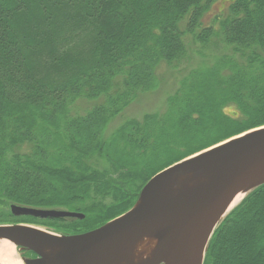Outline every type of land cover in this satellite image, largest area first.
<instances>
[{"label": "trees", "instance_id": "obj_1", "mask_svg": "<svg viewBox=\"0 0 264 264\" xmlns=\"http://www.w3.org/2000/svg\"><path fill=\"white\" fill-rule=\"evenodd\" d=\"M218 1L0 0V225L89 232L156 173L264 126V0H230L203 26ZM192 46L212 63L189 70L162 111L107 133ZM10 204L84 218L14 217ZM203 264H264V185L218 225Z\"/></svg>", "mask_w": 264, "mask_h": 264}, {"label": "water", "instance_id": "obj_2", "mask_svg": "<svg viewBox=\"0 0 264 264\" xmlns=\"http://www.w3.org/2000/svg\"><path fill=\"white\" fill-rule=\"evenodd\" d=\"M196 179L200 182L193 184ZM185 181L180 184L179 181ZM264 185V126L189 156L151 177L133 207L86 233L61 236L24 224L0 225V241L34 254L23 264H203L211 237L239 193ZM242 197V199H243ZM14 217L77 219L57 209L9 205ZM150 255L130 258L143 238Z\"/></svg>", "mask_w": 264, "mask_h": 264}, {"label": "rangeland", "instance_id": "obj_3", "mask_svg": "<svg viewBox=\"0 0 264 264\" xmlns=\"http://www.w3.org/2000/svg\"><path fill=\"white\" fill-rule=\"evenodd\" d=\"M230 0H220L216 2L209 11L202 18L203 26H216L213 20L216 18L224 17L227 13ZM193 52L191 54V61L188 65L182 66L180 69L171 70L165 66H161L157 71V75L160 79V84L154 91L139 96L136 101H134L125 111L115 120L112 121L108 127L107 133H110L113 129L118 127L123 121L128 119H140L144 114H151L160 112L164 109L166 98L171 95L178 87L179 80L186 75V73L194 68L208 66L212 63L214 59L215 52L208 51L206 49H200L199 46L191 47ZM226 52V51H224ZM201 53V55L199 54ZM82 109L89 107V104H80ZM227 111H232V109H227ZM40 228L44 231L50 232L41 226L31 225ZM53 232V231H51ZM14 247L13 257L15 260L21 261V254L17 247ZM2 264V263H0Z\"/></svg>", "mask_w": 264, "mask_h": 264}, {"label": "bare ground", "instance_id": "obj_4", "mask_svg": "<svg viewBox=\"0 0 264 264\" xmlns=\"http://www.w3.org/2000/svg\"><path fill=\"white\" fill-rule=\"evenodd\" d=\"M195 182L190 184L191 186L195 183L200 182V179L194 180ZM180 184H185V181L181 180L179 181ZM244 196V193H239L235 199L233 200L231 204V208L235 205H237L242 197ZM155 242L147 237L141 239L137 244L135 245L132 253L130 254V258L136 263L144 258L148 257L153 250ZM14 253V247L12 244L0 241V263L2 264H21L20 261L15 260L13 257Z\"/></svg>", "mask_w": 264, "mask_h": 264}, {"label": "flooded vegetation", "instance_id": "obj_5", "mask_svg": "<svg viewBox=\"0 0 264 264\" xmlns=\"http://www.w3.org/2000/svg\"><path fill=\"white\" fill-rule=\"evenodd\" d=\"M21 254L23 258H27V259H33L36 258V256L30 252H26V251H21Z\"/></svg>", "mask_w": 264, "mask_h": 264}]
</instances>
